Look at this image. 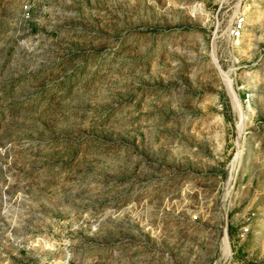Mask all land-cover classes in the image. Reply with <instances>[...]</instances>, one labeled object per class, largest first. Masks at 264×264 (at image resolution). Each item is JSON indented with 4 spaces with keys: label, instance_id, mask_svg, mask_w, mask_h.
Wrapping results in <instances>:
<instances>
[{
    "label": "rangeland",
    "instance_id": "1",
    "mask_svg": "<svg viewBox=\"0 0 264 264\" xmlns=\"http://www.w3.org/2000/svg\"><path fill=\"white\" fill-rule=\"evenodd\" d=\"M0 264H264V0H0Z\"/></svg>",
    "mask_w": 264,
    "mask_h": 264
},
{
    "label": "built area",
    "instance_id": "2",
    "mask_svg": "<svg viewBox=\"0 0 264 264\" xmlns=\"http://www.w3.org/2000/svg\"><path fill=\"white\" fill-rule=\"evenodd\" d=\"M27 5H23V10L27 13ZM245 15L243 10L235 12L232 20L230 21L227 29H226V39L232 43L236 40L240 35L244 28ZM236 89L240 92V100L241 102L247 103L251 99V90L244 86V84L240 83L236 85ZM195 219V216H193ZM245 232H247V227H243L239 230L237 236H244Z\"/></svg>",
    "mask_w": 264,
    "mask_h": 264
},
{
    "label": "trees",
    "instance_id": "3",
    "mask_svg": "<svg viewBox=\"0 0 264 264\" xmlns=\"http://www.w3.org/2000/svg\"><path fill=\"white\" fill-rule=\"evenodd\" d=\"M227 232H228V228H227Z\"/></svg>",
    "mask_w": 264,
    "mask_h": 264
}]
</instances>
